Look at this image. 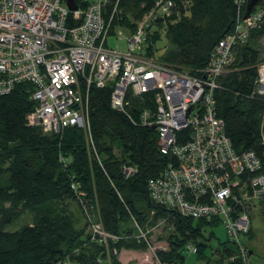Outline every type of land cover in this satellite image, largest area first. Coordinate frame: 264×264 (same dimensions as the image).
I'll use <instances>...</instances> for the list:
<instances>
[{"label": "built area", "instance_id": "1", "mask_svg": "<svg viewBox=\"0 0 264 264\" xmlns=\"http://www.w3.org/2000/svg\"><path fill=\"white\" fill-rule=\"evenodd\" d=\"M120 3L74 0L76 8L70 9L66 0H0V95L29 83L35 106L27 123L53 133L80 127L97 158L89 125V91L110 86V107L134 125L154 127L158 151L166 159L161 171L146 182L150 202L182 217L222 225L227 244L235 247L231 260L246 264L244 237L251 228V211L264 203V109L258 125L261 154L254 149L236 151L224 120L215 113L214 93L236 48L264 22V6L255 7L244 19L246 0H234L232 28L213 46L207 63L191 73L146 54L147 37L171 13L174 0H151L137 18L129 14L125 23ZM114 25L118 29L112 34L125 39L124 50L107 45ZM248 97H264V60L256 66ZM149 102L152 106L145 105ZM60 160L66 163L65 158ZM137 171L127 162L120 166L125 179ZM71 187L84 197L74 183ZM91 207L95 219L85 211L90 239L115 253L109 242L119 236L104 229L97 208ZM131 220L136 227L132 237L150 248L146 232L133 215ZM185 247L192 253L197 250L192 243ZM59 264L74 263L66 258Z\"/></svg>", "mask_w": 264, "mask_h": 264}, {"label": "trees", "instance_id": "2", "mask_svg": "<svg viewBox=\"0 0 264 264\" xmlns=\"http://www.w3.org/2000/svg\"><path fill=\"white\" fill-rule=\"evenodd\" d=\"M134 1L141 6V12L151 3ZM174 1L171 13L147 37L146 54L173 68L194 73L207 63L213 46L232 28L236 6L234 0ZM258 6H264V0ZM256 31L264 34V22L250 34ZM160 35L167 37L169 46L156 56ZM247 41L236 48L234 60L220 76L214 93L215 113L224 120L226 134L236 151L254 149L261 154L258 125L264 97H248L261 58L256 49L247 46ZM31 88L29 83H19L11 92L0 95V264H59L66 258L74 264H126L130 253L147 249L144 242L132 237L133 228L125 229V233L120 229L131 215L143 224L137 208L139 202L175 216L174 230L164 239L166 247L155 248L154 261L148 264H183L185 246L193 242L197 244L195 253L202 259L217 223L182 217L152 204L148 198L146 182L166 162L158 151L154 127L134 125L112 109L110 86L92 87L89 125L96 158L82 128L70 126L53 133L27 123L26 116L35 106ZM113 147L119 150L121 158ZM60 157L65 158V164ZM125 162L138 168L128 179L120 172ZM72 183L96 203L93 207L97 208L104 229L119 236L109 242L115 253H107L102 244L91 240L86 233L87 220L82 224L75 208L68 210L62 202L68 198L78 206ZM24 211L31 214L32 222L8 230L6 226ZM208 228L210 232L205 236ZM224 243V250L235 251L233 245ZM231 263L241 264L240 259Z\"/></svg>", "mask_w": 264, "mask_h": 264}, {"label": "rangeland", "instance_id": "3", "mask_svg": "<svg viewBox=\"0 0 264 264\" xmlns=\"http://www.w3.org/2000/svg\"><path fill=\"white\" fill-rule=\"evenodd\" d=\"M257 6L258 4H256L254 8ZM119 10V15L122 17L121 23H125L127 20L124 16L126 15V17L128 18L129 14H133L134 18H137V16H139L138 12H141V6L139 4L136 5V2L134 0H121V3L119 4ZM120 28L124 32V35H127L129 33V30L125 25L120 26ZM117 29L118 26L116 25L111 28V34L107 38V45L109 47L117 46L121 50H124L126 46L125 39H118L116 35L112 34L116 33ZM161 32L162 31H160L159 33ZM250 32V36L248 35L249 38L247 37V46L256 49L259 52V57L261 58V61H263L264 34L260 31L253 32L252 34H250ZM157 45L159 51L156 56L161 55L163 53V49L165 46H169V40L165 35H160V40H158ZM176 69L182 70L179 67H176ZM106 142L107 144L110 143L108 139H106ZM113 150L115 154H117L118 157L121 158L119 150L116 147H113ZM75 197L78 203L80 204H78V206H81L82 211L80 210V207L78 208L75 202L69 200L68 198L62 200L66 208L68 210H72L74 207V211L78 212V217L80 218V221H82V224L84 220H87L85 211H87L89 214L91 213L92 218H94L95 210L92 209L91 204L94 206L96 203L93 204V202H91V200H89V198L86 196L79 198L77 195H75ZM83 206H85L86 210L83 208ZM137 208L141 212L139 216L143 218V224H140L139 222H137V224L140 226L143 232H146L151 247H147V249L144 251H134L130 253L125 259L126 264H148L154 261V249L166 247L167 243L164 239L171 234L175 226V216L174 214L168 211L158 210L155 206L151 204L143 206L141 202L137 203ZM31 222V214L27 211H24L14 217L12 223L8 224V226L6 227L8 230H14L24 224H29ZM129 227L133 228V234H135L136 227L131 219L129 221H126L125 223H122L120 229L125 233V229H128ZM89 228L90 226L87 224L86 233L89 235V238H91V231ZM209 230V228L205 229V236H207V234L210 232ZM226 240L227 236L224 227L222 225H219L217 227L214 226L213 234L207 240V247L204 250L203 254H201L202 259H199L196 253H192L186 250V253L184 252L185 256L183 264H232L231 261L233 260H231L230 257L235 253V251H232L231 249V251L229 249L224 250V246L227 247V245H223L225 244L224 242ZM193 244L197 247V244L195 242H193ZM244 245L248 249H252L253 251V253L248 256V261H246V264H264V203L261 205H256V207L251 211V228L249 233L247 234V237H244ZM221 249L224 250L223 253L219 251ZM217 260L221 261L218 262ZM240 262L241 264H243L241 260Z\"/></svg>", "mask_w": 264, "mask_h": 264}, {"label": "water", "instance_id": "4", "mask_svg": "<svg viewBox=\"0 0 264 264\" xmlns=\"http://www.w3.org/2000/svg\"><path fill=\"white\" fill-rule=\"evenodd\" d=\"M263 0H246V5H245V11L243 13V18H247L249 17L252 9L254 8V6L256 4H258L259 2H261ZM66 3L68 5V7L70 9H75L76 8V5L74 4V0H66ZM138 100L140 99L139 97L137 98ZM252 249H248V255H251L252 254Z\"/></svg>", "mask_w": 264, "mask_h": 264}, {"label": "crops", "instance_id": "5", "mask_svg": "<svg viewBox=\"0 0 264 264\" xmlns=\"http://www.w3.org/2000/svg\"><path fill=\"white\" fill-rule=\"evenodd\" d=\"M253 253V252H252Z\"/></svg>", "mask_w": 264, "mask_h": 264}]
</instances>
